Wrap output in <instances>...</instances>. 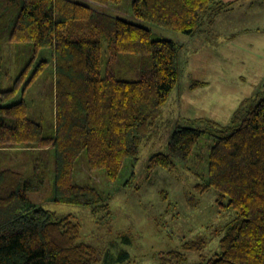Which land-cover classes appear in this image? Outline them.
<instances>
[{"label": "trees", "instance_id": "trees-1", "mask_svg": "<svg viewBox=\"0 0 264 264\" xmlns=\"http://www.w3.org/2000/svg\"><path fill=\"white\" fill-rule=\"evenodd\" d=\"M122 1L0 0V149L30 151L25 162L0 164V264H100L99 249L82 240L81 224L59 217L29 192L41 191L51 175L53 201L109 212L113 195L77 180V161L85 154L88 170H103L114 182L127 158L138 159L181 77L182 45L155 37L141 22L196 36L234 3L131 0L133 20L91 4ZM42 49L50 50L55 67L47 124L31 115L25 100L6 104L43 72L49 60L37 64ZM260 93L257 103H242L229 124H177L166 149L149 159L150 168L188 166L202 136L214 137L204 181L196 187L216 191L236 214L226 224L219 253L200 264H264V87ZM207 243L199 237L184 247L201 251ZM166 254L171 260L184 252Z\"/></svg>", "mask_w": 264, "mask_h": 264}, {"label": "rangeland", "instance_id": "rangeland-1", "mask_svg": "<svg viewBox=\"0 0 264 264\" xmlns=\"http://www.w3.org/2000/svg\"><path fill=\"white\" fill-rule=\"evenodd\" d=\"M262 2L264 0L239 1L236 8L221 13L213 25L196 36L141 22L155 37L173 39L182 45L181 77L162 107L156 127L144 137L138 159L127 158L114 182L107 180L103 170H88L85 154L77 161V180L96 183L113 195L109 212L94 213L89 206L53 201L51 175L41 191L29 192L31 199L59 217L71 216L81 224L82 240L99 249L100 264H200L219 253L226 224L236 213L224 206L227 200L221 199L216 191L201 193L196 187L204 181L214 137L202 136L188 166L175 170L159 166L150 168L149 159L166 149L177 124L202 128L209 123L213 125L209 121L229 124L242 103L248 106L252 101L254 104L259 101L264 87ZM91 4L113 15L134 19L130 14L131 0H123L119 5ZM50 54L49 49L40 51L37 64L42 59L49 60L43 72L26 90L22 89L6 103L25 100L31 115L45 124L49 123L52 110L49 86L55 73ZM8 60L11 70L14 62L11 52ZM107 60L104 44L103 72ZM198 81L201 84L192 87ZM9 86L11 82L7 81L5 87ZM193 119L199 123L191 124ZM29 152L28 148L0 149V164L16 162L11 160L25 162ZM199 237L208 240L203 250L191 251L184 247L186 242ZM172 250L184 252V255L168 260L166 253Z\"/></svg>", "mask_w": 264, "mask_h": 264}, {"label": "crops", "instance_id": "crops-1", "mask_svg": "<svg viewBox=\"0 0 264 264\" xmlns=\"http://www.w3.org/2000/svg\"><path fill=\"white\" fill-rule=\"evenodd\" d=\"M226 1H233L234 3H233V7L230 9V10H233L234 8H236L237 6H238V2L239 1H242V3H243V0H226ZM261 2V1H260ZM241 3V4H242ZM262 3H264V2H262ZM253 4H255V2H253ZM237 5V6H236ZM236 6V7H235Z\"/></svg>", "mask_w": 264, "mask_h": 264}]
</instances>
